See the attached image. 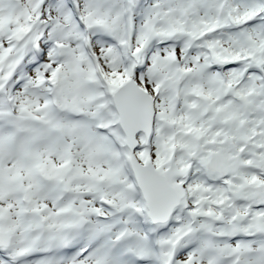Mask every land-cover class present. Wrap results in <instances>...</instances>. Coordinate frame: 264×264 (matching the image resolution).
<instances>
[{
    "label": "snow or ice",
    "instance_id": "6c2138e0",
    "mask_svg": "<svg viewBox=\"0 0 264 264\" xmlns=\"http://www.w3.org/2000/svg\"><path fill=\"white\" fill-rule=\"evenodd\" d=\"M0 264H264V0H0Z\"/></svg>",
    "mask_w": 264,
    "mask_h": 264
}]
</instances>
